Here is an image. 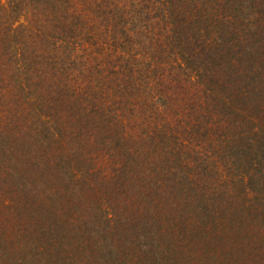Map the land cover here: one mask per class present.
Instances as JSON below:
<instances>
[{"label":"trees","instance_id":"trees-1","mask_svg":"<svg viewBox=\"0 0 264 264\" xmlns=\"http://www.w3.org/2000/svg\"><path fill=\"white\" fill-rule=\"evenodd\" d=\"M0 264H264V0H0Z\"/></svg>","mask_w":264,"mask_h":264}]
</instances>
